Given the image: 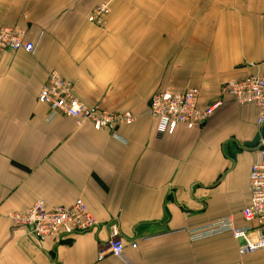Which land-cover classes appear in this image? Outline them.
I'll return each instance as SVG.
<instances>
[{"label":"crops","instance_id":"crops-1","mask_svg":"<svg viewBox=\"0 0 264 264\" xmlns=\"http://www.w3.org/2000/svg\"><path fill=\"white\" fill-rule=\"evenodd\" d=\"M103 2L101 27L88 17ZM0 25L39 43L35 54L0 52V264H129L98 258L115 229L133 264H264V248L243 254L229 231L193 238L224 216L247 224L259 143L246 144L263 126L255 105L223 90L264 76V0H0ZM53 69L80 101L132 112L134 123L115 137L65 116L49 122L38 95ZM191 88L201 105L223 104L202 127L159 135L153 94ZM79 197L97 226L60 242L7 216Z\"/></svg>","mask_w":264,"mask_h":264},{"label":"built area","instance_id":"built-area-1","mask_svg":"<svg viewBox=\"0 0 264 264\" xmlns=\"http://www.w3.org/2000/svg\"><path fill=\"white\" fill-rule=\"evenodd\" d=\"M110 12V2L95 6L88 20L98 26H105V18ZM26 31L17 26L0 25V52L24 50L35 54L38 41L26 39ZM224 93L239 105H255L259 110L257 123L264 125V76L250 75L246 78L226 83ZM200 89L191 88L184 92L162 91L153 94L149 113L157 120L156 131L159 135L173 134L179 127L196 129L213 115L223 104V100L203 106L200 103ZM39 102L49 108L47 120L52 122L59 116L69 117L76 124L90 123L95 129L110 130L118 137L116 128L131 125L135 121L132 112H119L103 109L100 106H88L80 101L73 92V83L65 79L57 70H49L47 80L42 86ZM245 226H238L232 215L194 231L193 238L199 239L210 235L231 232L234 238L244 239L239 244L241 253H250L264 248V139L260 140L256 159L250 170V201L242 209ZM15 228L24 229L29 235L43 241L52 239L56 242L94 229L97 226L95 216L89 210L82 197L69 205L49 206L44 199L35 201L25 211H10L7 214ZM124 239L118 230H113L111 237L99 248L98 258L116 256L133 264L124 254ZM137 243L131 244L137 247Z\"/></svg>","mask_w":264,"mask_h":264},{"label":"water","instance_id":"water-1","mask_svg":"<svg viewBox=\"0 0 264 264\" xmlns=\"http://www.w3.org/2000/svg\"><path fill=\"white\" fill-rule=\"evenodd\" d=\"M264 139V125L260 131V133L254 138V140H252L251 142H248L246 145L247 146H256L260 140ZM245 240L244 239H239V244H244Z\"/></svg>","mask_w":264,"mask_h":264}]
</instances>
